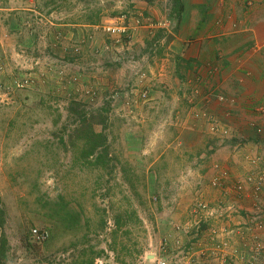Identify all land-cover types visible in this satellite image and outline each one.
Instances as JSON below:
<instances>
[{"label": "rangeland", "instance_id": "rangeland-1", "mask_svg": "<svg viewBox=\"0 0 264 264\" xmlns=\"http://www.w3.org/2000/svg\"><path fill=\"white\" fill-rule=\"evenodd\" d=\"M173 5L0 0L6 264H264V157L195 117Z\"/></svg>", "mask_w": 264, "mask_h": 264}, {"label": "crops", "instance_id": "crops-1", "mask_svg": "<svg viewBox=\"0 0 264 264\" xmlns=\"http://www.w3.org/2000/svg\"><path fill=\"white\" fill-rule=\"evenodd\" d=\"M181 3L176 40L198 88L193 109L243 139L247 159L264 157V132L256 133L258 126L264 131V115L256 111L264 105V0ZM219 173L226 179L224 170Z\"/></svg>", "mask_w": 264, "mask_h": 264}, {"label": "built area", "instance_id": "built-area-1", "mask_svg": "<svg viewBox=\"0 0 264 264\" xmlns=\"http://www.w3.org/2000/svg\"><path fill=\"white\" fill-rule=\"evenodd\" d=\"M112 21H109L105 23L102 28L103 31L111 37V39L115 43L121 42L125 37L129 36V30L130 27L127 22V17L126 15H121L118 17L112 18ZM198 88L195 87L194 90H197ZM256 111L264 115V105H261L257 107ZM207 114L205 112H196L195 117L196 118H206ZM209 120V118H208ZM214 125V123H212ZM218 126V124L215 123V127ZM262 127L258 126L256 127V133L259 135L263 133ZM223 176H220L219 178H214L213 180V185H216L221 181ZM224 178V177H223ZM31 236L34 238L36 242H43L47 239L48 237V232L46 230H41L37 228L31 229ZM151 264H170L168 260L165 257H156Z\"/></svg>", "mask_w": 264, "mask_h": 264}, {"label": "trees", "instance_id": "trees-1", "mask_svg": "<svg viewBox=\"0 0 264 264\" xmlns=\"http://www.w3.org/2000/svg\"><path fill=\"white\" fill-rule=\"evenodd\" d=\"M141 1H144V2L148 1V2H150L152 0H141ZM173 4H174L173 5V10H175V12H176V15H177L176 20L178 21L179 18H180V16H181V12H182V9H183V5L181 3V0H173ZM176 26H177V24H176ZM130 35H131V31L129 30V36H127L125 38L130 37ZM191 37H194V35H192ZM193 73H195V71H193ZM100 145H103V144H100ZM93 148L96 149L97 147L96 146L95 147L93 146ZM3 221H4V210H3L2 207H0V228L3 225ZM6 248H7V240H6V237L0 231V264H6Z\"/></svg>", "mask_w": 264, "mask_h": 264}]
</instances>
